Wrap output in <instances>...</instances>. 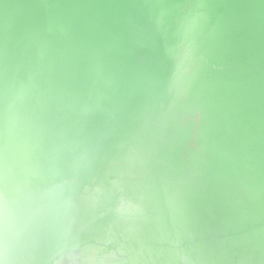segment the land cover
Wrapping results in <instances>:
<instances>
[{"label": "water", "instance_id": "95a60500", "mask_svg": "<svg viewBox=\"0 0 264 264\" xmlns=\"http://www.w3.org/2000/svg\"><path fill=\"white\" fill-rule=\"evenodd\" d=\"M0 264H264V0H0Z\"/></svg>", "mask_w": 264, "mask_h": 264}]
</instances>
